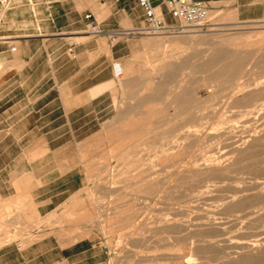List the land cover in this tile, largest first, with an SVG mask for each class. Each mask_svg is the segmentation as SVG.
<instances>
[{
    "label": "rangeland",
    "instance_id": "1",
    "mask_svg": "<svg viewBox=\"0 0 264 264\" xmlns=\"http://www.w3.org/2000/svg\"><path fill=\"white\" fill-rule=\"evenodd\" d=\"M209 13L203 27L184 34H136L143 23L112 32L110 45L119 58L109 70L117 64L120 74L101 86L111 92L101 103L104 124L77 144L83 188L46 216L30 203L8 207L0 220V246L25 247L46 236L66 245L89 238L108 252L107 264H229L244 254L237 249L241 243L264 235V221L255 226V216L244 218L249 210L225 211L253 198L264 206V187L252 184L264 170L246 167L264 156V97L248 118L237 114L241 108L232 106L228 95L257 90L252 83L264 73L246 60L233 78L210 83L204 71L193 69L217 51L264 55V22L224 21L222 12ZM183 62L185 68L172 73ZM163 65L169 68L165 85ZM187 81L188 93L181 94ZM175 98L192 108L174 115ZM194 131L197 137L187 140ZM247 135L253 138L240 151L255 142L257 155L243 161L226 157ZM208 181L219 183L205 188Z\"/></svg>",
    "mask_w": 264,
    "mask_h": 264
},
{
    "label": "crops",
    "instance_id": "2",
    "mask_svg": "<svg viewBox=\"0 0 264 264\" xmlns=\"http://www.w3.org/2000/svg\"><path fill=\"white\" fill-rule=\"evenodd\" d=\"M195 1L224 21L264 22V0ZM141 23L136 0H11L4 12L0 5V220L28 203L46 216L83 188L77 144L105 122L101 103L111 92L101 86L115 78L109 66L119 58L110 37ZM94 24L100 34L90 32ZM107 262L89 238L0 246V264Z\"/></svg>",
    "mask_w": 264,
    "mask_h": 264
},
{
    "label": "bare ground",
    "instance_id": "3",
    "mask_svg": "<svg viewBox=\"0 0 264 264\" xmlns=\"http://www.w3.org/2000/svg\"><path fill=\"white\" fill-rule=\"evenodd\" d=\"M208 18H209V15H208ZM194 30H196V29L189 30V31H187L185 33H189V32H192ZM154 35H158V34H154ZM218 39H220V38H218ZM208 53H209V51H208ZM246 60L247 61L252 60L254 62V67L261 69L263 71V73H264V55L256 58L253 55L252 52H245V51H242L241 52V51H238V50H236L232 54H228V53L223 52V51H217L209 59H207L204 64L195 66L193 69L195 71H198V72L204 71L207 74V78L210 80V83H213V82L217 81L220 78L230 77L233 73L240 71L242 64ZM185 66H186V63L183 62V63H180V64L172 67L171 68L172 73H178L179 71L183 70L185 68ZM167 68H168V66H166V65L165 66L163 65L160 68L161 69V72H162V76H161L162 77V82H163L164 85L166 84V78H167V74L164 73V71ZM178 79H180V78H178ZM252 84H256V86L258 87V89L255 90V91H253V92H251V93H247V94H244L242 96L236 95V93H234L233 91L231 93H228V95L230 96V99H231L230 104L232 106L233 105H236L237 106V107L235 106L236 108H241V110L237 111V114L239 116L241 115V116L248 117V118L249 117H253V116H255L257 114V111L259 110V106H261V105L258 106L257 102H260V100L262 102V97H264V74L263 75L261 74L260 76H258L257 79H255ZM176 85H177V83H176ZM189 85H190V83L187 81L185 83V88L182 89L180 93L181 94H187L188 93V90H189ZM246 85H248V84H246ZM227 92H229V91H227ZM217 93H218V91H217ZM174 103L176 105V109H175L174 115H179L180 116V114L183 111L184 112H188L192 108V105L190 103L183 102L182 100H178L177 98L174 99ZM242 109H244V110H242ZM186 118H187L186 119L187 121L186 120L185 121H186V123H188L189 116L186 117ZM226 131H229V130H226ZM259 131H261V130H259ZM197 132L198 131L192 132L191 133V136L189 135V132H188V134H186L185 138L188 140V138H190V137H197V135H196ZM255 133H258V131H255ZM262 136L264 137L263 134H262ZM252 138H253V135H247V136H245V137L237 140L236 142H234L233 145H236V146L234 148H232L229 153H227L226 157L229 156V155H237L238 160H242V161L243 160H246V159L247 160H251V158H253V157H255L257 155V152H258L256 150V147H257L256 145L257 144L255 142L253 144L250 143V145L247 148L245 147L246 149L245 150H242V151H240V147L241 146H244V145L246 146V144L248 142H250ZM235 139H238V138H235ZM225 140H226V137H225ZM259 140H261V138ZM253 141H255V140H253ZM257 141H258V139H257ZM262 141H260V142H262ZM174 144H176V147L177 148L182 145V144L179 145V143L177 142V140H176V142H174ZM262 146L264 147V144ZM260 148H262V147H260ZM163 149H165V148H163ZM169 149H172V148H169ZM161 151H163V150H161ZM223 157H225V155ZM235 163H237V162L233 161L232 167L233 166H236ZM239 164H237V165H239ZM241 166L239 165V167H241ZM246 167H250V168H252V167L255 168L256 167L257 169L259 168V169L264 170V156L260 160H257V158H256V161H254L250 166H246ZM219 176L220 175L218 174V179H221V177H219ZM262 177L261 178H255L256 180L252 184H254L255 186H257L258 188L260 186L261 187H264V176H262ZM246 180H247V178H246ZM248 181H250V179ZM208 183H211V184L205 186V188L214 187V186L218 185L219 182L217 183V182H214V181H212V182L211 181L210 182L208 181ZM252 188L253 187H251V190H252ZM243 189H244V187H243ZM207 190H209V189H207ZM244 192H245V190H244ZM251 195L253 196L254 194H251ZM235 196H236V199H238L237 198V195H235ZM239 198H240V196H239ZM244 199H245V197H244ZM253 199L250 202H247V201H244V200H238L237 202H235L233 200L235 203L233 202L234 204L231 207H226L225 208V211H227V212L230 213V211H232V210H235V211H242L244 209L249 210V213H247V214L244 212L246 214V215L243 214L244 215V218L250 217V216L251 217L252 216H255V218H253L252 221L254 222V225L255 226H258L259 223H261L262 221H264V214L261 215L262 210H264V206L259 205V203L257 202V200H255V199L253 200ZM261 201H263V200H261ZM224 204H226V203H224ZM262 244H264V235L262 237L259 235L257 239L252 240L251 242L241 243V246L238 247L237 249L244 251V254L240 255L235 262L229 263V264H264V246H262ZM252 250H255L256 251V253L254 255L253 254H249V252H248V251H252Z\"/></svg>",
    "mask_w": 264,
    "mask_h": 264
},
{
    "label": "built area",
    "instance_id": "4",
    "mask_svg": "<svg viewBox=\"0 0 264 264\" xmlns=\"http://www.w3.org/2000/svg\"><path fill=\"white\" fill-rule=\"evenodd\" d=\"M10 2L0 0L3 11L10 7ZM136 3L143 14V25L134 30L139 35L182 34L203 27L210 9L205 2L195 0H136ZM90 18V14L85 15V19ZM90 32L100 34L101 30L94 24L90 25ZM112 69L116 78L120 74L118 65L113 64Z\"/></svg>",
    "mask_w": 264,
    "mask_h": 264
}]
</instances>
